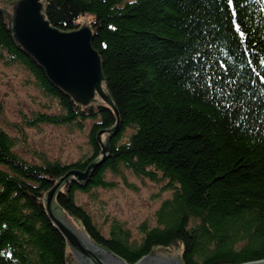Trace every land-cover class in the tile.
<instances>
[{
    "label": "trees",
    "instance_id": "trees-1",
    "mask_svg": "<svg viewBox=\"0 0 264 264\" xmlns=\"http://www.w3.org/2000/svg\"><path fill=\"white\" fill-rule=\"evenodd\" d=\"M15 1L0 0V60L25 68L59 110L20 113L8 123L12 134L0 127V264H68L69 245L44 197L93 161L85 182L62 181L54 204L128 264L175 244L183 264L264 260V0H241L239 9L228 0H43L44 18L60 31L94 13L90 43L117 117L100 100L75 102L14 40L6 8ZM86 121L90 153L71 163L40 152L29 161L15 150L24 127L82 129ZM123 170L171 190L133 240L106 215L103 232L75 201L77 191L94 199V188L113 187L107 172L125 181Z\"/></svg>",
    "mask_w": 264,
    "mask_h": 264
},
{
    "label": "rangeland",
    "instance_id": "rangeland-1",
    "mask_svg": "<svg viewBox=\"0 0 264 264\" xmlns=\"http://www.w3.org/2000/svg\"><path fill=\"white\" fill-rule=\"evenodd\" d=\"M6 9L8 14H11L12 5L7 6ZM93 18L94 13L88 11L80 16L79 22L81 26L88 25ZM96 100L102 101L97 95ZM40 109L48 112H57L59 110L55 102H50L42 97L32 81L31 75L25 68L16 64L5 65L0 60V127L12 134L14 130L8 123L20 122V113L29 114ZM89 127L90 122L88 121L85 122L82 129L46 123L35 128L24 127L25 141L18 144L15 150L29 161L38 162L34 153L40 152L50 159L71 163L90 153ZM104 136L105 133L100 135L102 143H105ZM123 173L125 181L119 175L107 172L105 177L115 182L113 187L94 188V199L89 193L77 191L75 201L86 209L91 215L93 222L103 232L108 228V223L104 222L106 215L122 222L123 226L129 230L130 239L133 240L139 238L137 228L142 222L154 223V211L159 207L163 199L170 197L171 190L163 187V181L139 178L127 170H123ZM70 177L74 179V176L71 175ZM52 206H55L54 201H52ZM51 214H54L62 222V215H65L78 230L85 233L80 223L64 211L62 213V211L51 209ZM67 225L70 226L69 224ZM79 237L85 241L80 235ZM181 249L182 246L177 244L168 248L156 247L149 255H161L165 260L170 258L180 261ZM67 253L68 264H86L84 261L85 255L79 250H74L69 246ZM165 260V264H168ZM154 261L158 260L154 259ZM164 262L159 261L161 264Z\"/></svg>",
    "mask_w": 264,
    "mask_h": 264
},
{
    "label": "water",
    "instance_id": "water-1",
    "mask_svg": "<svg viewBox=\"0 0 264 264\" xmlns=\"http://www.w3.org/2000/svg\"><path fill=\"white\" fill-rule=\"evenodd\" d=\"M42 1L16 0L13 3L11 14H7V21L14 40L43 67L48 78L75 102L87 105L95 101L97 95L112 108L117 117L115 106L101 84L103 75L100 56L91 46L90 27L84 25L68 32L51 27L42 14ZM102 132L97 133L96 139L101 145V154L104 158L108 147L107 141L101 142ZM97 163L90 162L84 172L70 170L58 179L45 194V210L63 233L70 248L85 255L86 264H128L106 248L92 241L90 243L83 241L64 221L51 214V209L62 211L58 204L52 206L56 189L62 181H67L72 175L77 181L85 182L89 169ZM106 253L116 258V261H107L104 258ZM149 256L151 255L142 257L133 264H161L159 261L148 260ZM180 264L183 263L180 261ZM244 264H264V260Z\"/></svg>",
    "mask_w": 264,
    "mask_h": 264
},
{
    "label": "bare ground",
    "instance_id": "bare-ground-1",
    "mask_svg": "<svg viewBox=\"0 0 264 264\" xmlns=\"http://www.w3.org/2000/svg\"><path fill=\"white\" fill-rule=\"evenodd\" d=\"M62 219L63 221L66 223V224H69L71 227V229L73 231H75L76 233H78V235H80L84 240L85 242H90L89 239L87 238V236L81 232V230H78L76 228V226L64 215H62ZM69 220V221H68ZM104 258L107 260V261H116V258H114L113 256H111L110 254H105L104 255ZM148 260H158V261H162L164 262L165 258L164 257H161V255H151L149 257H147ZM162 259V260H161ZM166 262H168V264H180V261L179 260H173V259H170L168 258L167 260H165Z\"/></svg>",
    "mask_w": 264,
    "mask_h": 264
},
{
    "label": "snow or ice",
    "instance_id": "snow-or-ice-1",
    "mask_svg": "<svg viewBox=\"0 0 264 264\" xmlns=\"http://www.w3.org/2000/svg\"><path fill=\"white\" fill-rule=\"evenodd\" d=\"M233 3L236 4V8L239 9V6H240V3H241V0H228V4L229 5H232ZM237 15V11L234 10L232 12V16H236ZM241 35H243V33L241 32Z\"/></svg>",
    "mask_w": 264,
    "mask_h": 264
}]
</instances>
